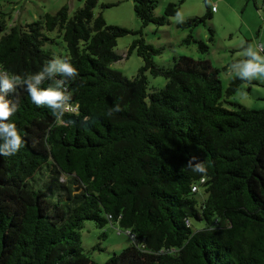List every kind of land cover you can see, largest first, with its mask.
<instances>
[{
  "label": "trees",
  "instance_id": "obj_1",
  "mask_svg": "<svg viewBox=\"0 0 264 264\" xmlns=\"http://www.w3.org/2000/svg\"><path fill=\"white\" fill-rule=\"evenodd\" d=\"M131 1L138 29L106 23L94 13L98 0L24 24L0 11V73L23 81L55 58L77 69L38 85L65 94L59 107L33 103L23 82L0 92L17 105L8 123L23 142L15 155L0 153V264H264V108L228 101L242 75L223 91L209 61L153 60L162 47L143 28L166 24L184 0L159 15L157 0ZM251 1L264 11V0ZM203 2V15L177 26L207 24ZM127 34L135 36L127 55L143 61L131 78L110 67ZM183 41L208 48L191 32ZM148 74L164 86L149 87ZM88 220L126 230L130 244L98 261L101 247L82 245Z\"/></svg>",
  "mask_w": 264,
  "mask_h": 264
},
{
  "label": "rangeland",
  "instance_id": "obj_2",
  "mask_svg": "<svg viewBox=\"0 0 264 264\" xmlns=\"http://www.w3.org/2000/svg\"><path fill=\"white\" fill-rule=\"evenodd\" d=\"M84 0H0V11L5 14L7 23H27L36 20L45 12L53 13L61 6L67 5L70 13L83 4ZM155 14H162L168 2L178 0H157ZM261 7L262 0H256ZM214 6L212 17L207 24L199 23L192 27L177 26L180 20L190 16L203 15L205 5L203 0H184L175 16L166 24L156 26L152 23L143 28L144 40L154 47H162L160 54L154 55L157 64H167L174 55H186L193 59L209 61L213 68L218 69L222 90L236 75H242V66L253 59L251 53L264 57V11L257 9L249 0H209ZM94 13H102L106 23L138 29L140 21L136 17L131 0H98ZM179 14V15H178ZM209 27L213 29V37ZM201 39L207 50H203L196 42L189 43L183 39L189 34ZM135 38L132 34L117 38L115 51L122 56L112 62L110 67L120 71L126 77H133L143 61L135 52L127 55V48ZM62 48L61 44L57 45ZM149 87H162L166 79L163 76L147 75ZM246 77L238 88L228 96V101L238 102L249 108H264V76L257 74ZM258 81V82H256ZM232 107L230 103H224ZM106 236L103 237L102 233ZM82 245L86 249L99 245L92 255L98 261H105L113 252H119L131 242L127 231L117 225L107 223L98 227L93 221H85L81 228Z\"/></svg>",
  "mask_w": 264,
  "mask_h": 264
},
{
  "label": "clouds",
  "instance_id": "obj_3",
  "mask_svg": "<svg viewBox=\"0 0 264 264\" xmlns=\"http://www.w3.org/2000/svg\"><path fill=\"white\" fill-rule=\"evenodd\" d=\"M251 55L253 59L242 66V74L248 77H253L257 74L264 76V57L256 53H251ZM57 72L71 78L77 72V69L66 59L55 58L48 61L42 71L26 75L23 81L19 75L13 74L9 76L7 73H0V92L15 91V85L23 82L27 86V93L33 103L38 106L59 107L60 103L66 99L62 91L53 87L38 88V85L44 81L45 74ZM16 111L17 105L10 106V102L4 98V95L0 94V137H3L5 140V143L0 146V153H3L5 156L15 155L23 143L16 131L15 125L8 123ZM53 114L56 116L55 112ZM197 170L203 173L205 171L204 165H197L194 171Z\"/></svg>",
  "mask_w": 264,
  "mask_h": 264
},
{
  "label": "crops",
  "instance_id": "obj_4",
  "mask_svg": "<svg viewBox=\"0 0 264 264\" xmlns=\"http://www.w3.org/2000/svg\"><path fill=\"white\" fill-rule=\"evenodd\" d=\"M211 8H214V6H212ZM212 11H214V9H212Z\"/></svg>",
  "mask_w": 264,
  "mask_h": 264
},
{
  "label": "built area",
  "instance_id": "obj_5",
  "mask_svg": "<svg viewBox=\"0 0 264 264\" xmlns=\"http://www.w3.org/2000/svg\"><path fill=\"white\" fill-rule=\"evenodd\" d=\"M212 9H214V8H212Z\"/></svg>",
  "mask_w": 264,
  "mask_h": 264
}]
</instances>
